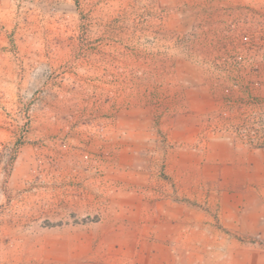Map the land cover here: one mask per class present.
I'll list each match as a JSON object with an SVG mask.
<instances>
[{"label":"rangeland","instance_id":"374dc122","mask_svg":"<svg viewBox=\"0 0 264 264\" xmlns=\"http://www.w3.org/2000/svg\"><path fill=\"white\" fill-rule=\"evenodd\" d=\"M0 264H264V0H0Z\"/></svg>","mask_w":264,"mask_h":264}]
</instances>
